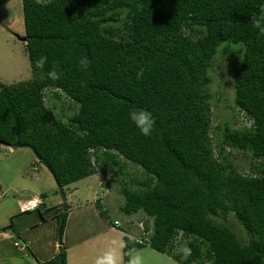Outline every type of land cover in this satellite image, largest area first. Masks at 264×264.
I'll return each mask as SVG.
<instances>
[{"label": "trees", "instance_id": "trees-1", "mask_svg": "<svg viewBox=\"0 0 264 264\" xmlns=\"http://www.w3.org/2000/svg\"><path fill=\"white\" fill-rule=\"evenodd\" d=\"M21 3L29 65L39 77L0 85V143L32 146L62 189L96 165L105 173L106 161L120 171L124 162L139 167L135 188L120 184L121 211L145 214L149 236L145 245L124 238L123 264L146 245L178 264H264V36L254 26L264 0ZM218 52L239 59L233 103L250 124L225 126L215 152L209 71ZM52 89L77 106L66 123L45 103ZM134 108L153 114L150 137L128 118ZM227 147L251 154L250 173L223 154ZM37 264H66V252Z\"/></svg>", "mask_w": 264, "mask_h": 264}, {"label": "rangeland", "instance_id": "rangeland-1", "mask_svg": "<svg viewBox=\"0 0 264 264\" xmlns=\"http://www.w3.org/2000/svg\"><path fill=\"white\" fill-rule=\"evenodd\" d=\"M124 20L125 16L121 12V29ZM24 35L21 0H0V85H11L39 77L32 74L30 69L26 46L20 40ZM238 62L239 59L232 62L228 55L218 52L209 71L210 139L215 152L222 142L225 126L230 130H243L250 124L233 103V73ZM222 64L223 70H220ZM54 92L55 89L46 91L45 103L53 110L56 118L66 123L67 117L77 111V106L68 96L62 94L56 97ZM223 154L245 175L250 173L255 164L248 152L227 147ZM100 162H105V159ZM101 165L105 168V173L96 165L94 174L63 188L68 209L64 229L58 237L57 224L59 217L64 214V207L52 175L38 162L29 148L0 144V231L11 235L0 243V249L3 248L1 258H4L6 264L13 260L19 264H34L33 258L47 260L60 250H65L69 264H96L97 258L113 247L109 243L108 246L99 245V238L106 242H123L120 237L125 233L124 227L129 235L138 237V224L142 223L144 226L150 219L142 212L127 215L121 211L124 198L120 192V184L125 183L135 188L133 182L144 176L141 169L125 162L123 171L108 161ZM32 199L40 200L41 205L36 209L38 211L21 213L19 205ZM97 199L99 203L96 202ZM115 220L121 224L120 228L113 227ZM227 224L242 240L247 239L232 216L228 217ZM111 227L116 230L111 231ZM14 242L19 243L20 248L14 247ZM120 250L121 247L119 264H123ZM134 255H140L143 264H178L172 256L159 253L148 245L136 249L131 256Z\"/></svg>", "mask_w": 264, "mask_h": 264}, {"label": "clouds", "instance_id": "clouds-1", "mask_svg": "<svg viewBox=\"0 0 264 264\" xmlns=\"http://www.w3.org/2000/svg\"><path fill=\"white\" fill-rule=\"evenodd\" d=\"M262 23H264V14L260 16V18L256 19L254 21V26L259 29L260 35L264 36V26H262ZM25 43V42H24ZM82 67H87L88 61L87 59H82L80 61ZM224 64V62H223ZM223 64L220 66V70H223ZM128 118L130 119L132 125L139 130L140 134L145 136V137H150L153 134L154 131V125H155V119L153 117V114L149 112L146 109L143 108H134L131 110L128 114ZM4 145V144H2ZM8 146V145H5ZM99 200V199H97ZM96 200V201H97ZM26 205L30 206L29 209H26L24 211L21 210V208ZM41 205V202L39 199L35 200H29L26 201L25 203H22L19 205V211L21 213H27L34 211L38 209V207ZM114 222L118 221H113V227L115 228H120L121 224L118 222V226L114 225ZM113 227H111L112 230H116ZM138 227L140 228V232L138 237L134 235H129L124 233V238H126L131 244L137 245L138 243H135V239L143 238L142 237V230L144 229V226L142 223L138 224ZM138 233V232H137ZM130 238H133V240H130ZM148 240L145 242L147 244ZM17 243V242H15ZM144 244V245H145ZM14 245V244H13ZM142 245V244H138ZM123 244L122 242H117L113 241V247H111L108 251L104 253L103 256L98 257L96 260V264H119L120 261V255H119V248L122 247ZM15 247V246H14ZM182 252V259L187 260L189 256H191L192 251L191 248H189L186 244L183 245L180 249ZM128 264H143L142 257L140 255H134L131 256V258L128 260Z\"/></svg>", "mask_w": 264, "mask_h": 264}, {"label": "crops", "instance_id": "crops-1", "mask_svg": "<svg viewBox=\"0 0 264 264\" xmlns=\"http://www.w3.org/2000/svg\"><path fill=\"white\" fill-rule=\"evenodd\" d=\"M33 200H35V199H33ZM28 213V212H27ZM117 221V220H116ZM123 230L125 231V234H128L129 232L126 230V228L124 227L123 228ZM111 231H113L112 229H111ZM138 234V233H137ZM9 236H11V235H8L6 232H4V231H0V243L2 242V241H4L7 237H9ZM94 236V235H93ZM97 236H99V235H97ZM122 239V240H121ZM120 240L121 241H123L122 242V244H123V246H124V233L121 235V237H120ZM105 240H103L102 238H99V245H101V244H105V245H107L108 246V244L107 243H109V245H112L113 246V241L114 240H111V241H105ZM117 242H119V240H117ZM15 243V242H14ZM13 243V244H14ZM98 243V242H97ZM24 244V243H23ZM123 246L121 247V250H120V252L122 253V250H123ZM25 247L27 248V245H25ZM2 250H3V248L2 249H0V264H6L5 263V261H4V258H1L2 257ZM21 252V251H20ZM54 256V255H53ZM52 256V257H53ZM52 257H50L49 259H51ZM33 258V257H32ZM34 259V264H37V262L35 261V259L36 258H33ZM49 259H47V260H49ZM66 264H69V263H67V261H68V256L66 255ZM36 260H38V258L36 259ZM47 260H43V261H41L40 259L38 260V262H44V261H47ZM8 264H19V262H15L14 260H13V262H9ZM24 264H27L26 262L24 263Z\"/></svg>", "mask_w": 264, "mask_h": 264}, {"label": "water", "instance_id": "water-1", "mask_svg": "<svg viewBox=\"0 0 264 264\" xmlns=\"http://www.w3.org/2000/svg\"><path fill=\"white\" fill-rule=\"evenodd\" d=\"M20 40H21L22 42H25V37L20 38ZM0 144H2V143H0ZM14 147H27V148H29L34 154H36L34 148H33L32 146H29V145H21V144H19V143H16V144L14 145ZM57 187H58V190H59V193H60V197H61V201H62V204H63V207H64V214H63V215H65L66 212H67V209H68V206H67V204H66V196H65V193H64L63 189H62L60 186H58V185H57ZM61 226H62V223H60V225H59V227H58V237H60V235H61ZM59 242H60V240H59Z\"/></svg>", "mask_w": 264, "mask_h": 264}, {"label": "built area", "instance_id": "built-area-1", "mask_svg": "<svg viewBox=\"0 0 264 264\" xmlns=\"http://www.w3.org/2000/svg\"><path fill=\"white\" fill-rule=\"evenodd\" d=\"M29 207H30V206H28V205H26V206L23 205V207L21 208V210L24 211V210H26V209H29ZM114 225H115V226H118L119 224H118V222H114ZM148 236H149V233H146V232L144 231V229H143V230H142V237H143V238L135 239L134 242H135V243H138V244H144V243L148 240V239H147ZM130 240H133V238H130ZM14 246L17 247V248L19 247L18 243H14Z\"/></svg>", "mask_w": 264, "mask_h": 264}]
</instances>
